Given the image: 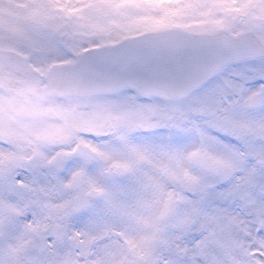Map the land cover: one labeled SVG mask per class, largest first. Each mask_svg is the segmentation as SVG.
Wrapping results in <instances>:
<instances>
[{"label": "snow or ice", "instance_id": "snow-or-ice-1", "mask_svg": "<svg viewBox=\"0 0 264 264\" xmlns=\"http://www.w3.org/2000/svg\"><path fill=\"white\" fill-rule=\"evenodd\" d=\"M0 264H264V0H0Z\"/></svg>", "mask_w": 264, "mask_h": 264}]
</instances>
